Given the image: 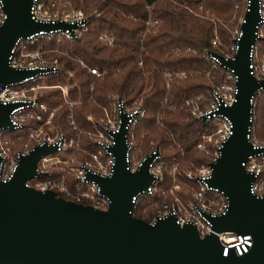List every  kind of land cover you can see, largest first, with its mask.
<instances>
[{"label": "water", "instance_id": "obj_1", "mask_svg": "<svg viewBox=\"0 0 264 264\" xmlns=\"http://www.w3.org/2000/svg\"><path fill=\"white\" fill-rule=\"evenodd\" d=\"M234 55H220L222 64L238 75L234 103L223 107L233 121V132L213 162L209 183L223 190L229 205L225 212L211 216L213 231L201 236L195 224L181 225L174 215L148 221L132 212L133 196L147 189L155 178L149 170L154 155H148L137 171L127 168L126 124L114 133V171L103 176L90 173L111 202L96 207L59 196L54 189L28 184L37 172L38 159L57 150L56 144L36 145L21 155L13 176L0 178V264H264V196L251 192L255 173L243 162L260 149L248 133L252 124V99L264 86L252 72L251 54L263 20L262 0H247ZM32 0H2L5 13L0 24V83L21 80L33 73L10 65L9 56L21 36L41 29L65 26L35 20ZM15 103L0 101V127L11 126ZM2 157L0 155V164ZM233 230L251 233L248 252L233 249L223 254L217 232Z\"/></svg>", "mask_w": 264, "mask_h": 264}, {"label": "built area", "instance_id": "obj_2", "mask_svg": "<svg viewBox=\"0 0 264 264\" xmlns=\"http://www.w3.org/2000/svg\"><path fill=\"white\" fill-rule=\"evenodd\" d=\"M0 8L1 24L5 16L2 0H0ZM31 14L35 20L54 24L63 23L65 26L41 29L30 35L21 36L14 44L9 56L10 65L21 69H32L33 73L21 80L6 84L0 83V101L16 104L10 112L12 127L9 125L0 127V155L2 157L0 178L5 181L10 179L19 164L21 155L29 152L36 145L56 144L57 150L55 152L44 154L38 159V173L28 181V184L42 190L54 189L57 195L77 202L107 208L111 202L110 197L101 191L98 182L91 179L89 174L92 172L107 176L113 173L115 155L111 148L116 143L114 133L120 130L122 114L126 113L128 116L125 134L127 168L131 171H137L142 167L148 155H154L149 164V170L155 178L147 189L133 196V214L136 215V213L141 212L148 215V208L142 206V199L160 194L162 196L161 201L155 202L158 204L159 209L150 221H154L158 217L174 215L181 225L189 222L195 224L201 236L212 232L211 216L225 212L229 201L223 190L209 183V178L212 176L211 162L220 156L221 147L233 132V121L223 111V107L232 105L238 93V75L233 69H229L222 64L220 55L226 58L234 55L237 49L236 38L239 36L240 30L237 32L228 51L225 52L223 49L219 51L207 49L205 51L207 60L212 67L223 66L227 69V74L223 80L208 83L207 95L202 93L185 101L193 115L208 124L202 131L201 139L198 142V147L208 155V161L200 164L195 170L184 172L188 179L196 181V184L192 185L190 189L191 197L186 198L178 191L182 184L178 178V165H174V162L171 164L166 162L165 149L156 144L149 152L144 153L138 147L135 140V131L146 110L142 101L134 100L133 103H130L125 95L114 96L112 98L113 112L110 114L106 108V115L95 121V130L91 133L96 139V147L89 151V156L84 159H79L77 154H72L69 157L65 156L72 147H80V135L73 134V136L63 131L52 134L47 131L46 125L52 121L53 112L49 113L47 117L45 116L49 108L41 100L39 92L50 88L51 85L47 83L49 77L58 75L61 72L71 74V70L62 69L58 58H47L40 45L34 49L30 45L43 38L51 39L55 37L58 40L80 38L90 29L92 18L100 15L101 12L87 13L84 9L75 6L73 0H32ZM261 14L263 20L259 26L260 36L264 26L263 0ZM159 22V19L149 17L146 21L147 29ZM100 39L110 46L115 43V36L111 33H102ZM219 42L217 38L212 40L213 46L220 47ZM251 58L250 67L252 72L257 78L264 79V61L259 58L256 44ZM81 62L88 67L93 75L101 76L107 72L106 69L101 70L98 66H89L83 60ZM142 63L141 60L140 64ZM208 74L212 76L210 71ZM176 75L186 77L187 71L174 72L168 69L164 72L168 88L171 87ZM58 86L66 97L69 92L67 85L59 84ZM261 91H264V86L257 91L252 99L253 116L248 133V138L254 147H258L260 150L257 153L250 154L247 160L243 162L247 171L255 173V179L251 183V192L258 197L264 196V139L256 136L254 121L256 97ZM168 97L166 100H168ZM88 118L94 120L92 115H89ZM32 119L39 121L40 125L27 127V123ZM69 119L76 127L72 112ZM157 122L163 124V115H158ZM24 128H26L28 139L17 145L11 133L22 131ZM55 170H60L62 176L53 175ZM49 173H51L50 176ZM70 176H74L77 184L83 188L80 190L73 188L69 179ZM217 234L223 244L224 255H228L232 249L237 254H244L253 245L251 233L243 234L233 230H225L217 232Z\"/></svg>", "mask_w": 264, "mask_h": 264}, {"label": "trees", "instance_id": "obj_3", "mask_svg": "<svg viewBox=\"0 0 264 264\" xmlns=\"http://www.w3.org/2000/svg\"><path fill=\"white\" fill-rule=\"evenodd\" d=\"M74 5L87 13L100 11L94 16L90 29L80 38H43L31 48L40 44L44 55L48 58H58L62 69L74 70L79 81L78 86H71L70 95L73 99L82 101L72 107L65 101L59 89L46 92L42 101L48 104L49 113L60 106L55 112L52 123L60 131L66 133H81L80 147H72L68 153L84 156L85 151L95 149L96 139L90 135L93 123L89 114L102 112V105L109 104V95L117 92L132 101L144 92L145 114L137 126L138 141L145 147L152 140H157L166 148V162L178 165V177L182 180L179 193L186 198L191 192L186 184L195 185L196 181L180 174L184 167L195 170L203 162L208 161V155L198 147L202 131L207 122L193 115L186 99L194 98L207 91L205 70L211 66L205 51H219L220 47L212 44L219 34L223 43L231 44L235 39L233 30L241 27L246 8V0H73ZM264 3V0H263ZM150 6V7H149ZM1 10V8H0ZM157 18L160 22L147 29V19ZM217 31V34H216ZM102 33L115 36V43L110 46L100 39ZM256 51L259 58L264 59V26L262 34L256 41ZM84 61L89 66H98L107 72L101 76L93 75L88 67L81 64ZM143 61L140 64V61ZM227 74L223 66L217 67ZM187 71L186 77L176 75L170 88L167 86L164 72ZM57 84L66 81V75L61 72L48 78ZM93 87V88H92ZM170 92V93H169ZM170 94V98L168 97ZM168 97L174 108L164 107ZM74 114L76 127L69 124L70 113ZM162 113L163 124L158 123V115ZM255 131L264 136V91L258 93L255 106ZM37 120H30L28 126H39ZM144 134V136H142ZM16 144L27 140L26 128L12 132ZM185 172V171H184ZM51 173H49V176ZM56 176H62L60 170H55ZM73 188L77 184L74 176H70ZM168 183V182H167ZM166 185V184H165ZM160 194L143 198L142 206L148 208L149 214L154 212V202H160ZM149 214L141 212L137 216L150 221Z\"/></svg>", "mask_w": 264, "mask_h": 264}, {"label": "rangeland", "instance_id": "obj_4", "mask_svg": "<svg viewBox=\"0 0 264 264\" xmlns=\"http://www.w3.org/2000/svg\"><path fill=\"white\" fill-rule=\"evenodd\" d=\"M247 1V0H246ZM242 7H243V9L244 8H246L247 7V5H245V2H244V4L242 5ZM0 15H1V10H0ZM244 17V16H243ZM243 17H240L239 18V22L240 21H242V19H243ZM240 30V27H238V25H237V27H236V29H234L233 30V35H235V34H237V32ZM216 34H217V31H216ZM236 37V36H235ZM214 38H217L220 42H219V46H220V48H219V50H221V49H223L225 52L226 51H228L229 50V47H230V45H231V42L229 43V44H225V43H223V41H222V39H221V37L219 36V34H217ZM40 47H42L41 46V44H40ZM215 47H217V46H215ZM48 58V57H47ZM49 59H51V58H49ZM263 61H264V59L263 58H261ZM81 64L82 65H84L82 62H81ZM211 72V74H212V76H209V74H208V72ZM205 74V81H204V83L207 85L208 83H212V82H216V81H220V80H223V78L226 76V74H224V72L222 71H219V69L218 68H214V67H212V66H210L209 68H207L206 70H205V72H204ZM66 75V81L65 82H60V83H57V84H54V83H51L50 81H49V79H47V83H49V85H51L50 86V88H46V89H43V90H41L40 92H39V96L41 97V99H42V97H43V95L46 93V92H48V91H50V90H52V89H59L60 91H61V95L63 96V98L65 99V101L66 102H68L69 104H70V107H72L75 103H79V102H81L82 100L80 99V98H76V99H73L72 97H71V95H70V88H71V86H78L79 85V81L77 80V78L75 77V72H74V70H71V74H65ZM59 84H61V85H67V87H68V95L65 97V95L63 94V91H62V89L58 86ZM144 92H145V90L144 91H142V93L140 94V95H138L136 98H134L132 101H129L130 103H133V101L134 100H136V101H142L143 103H144V106H145V100H144V97H143V95H144ZM170 93V92H169ZM207 91L204 93V94H206L207 95ZM118 95H121V94H119V93H117V92H114V93H111L110 95H109V104L108 105H102L101 107H102V112L100 113V114H98V115H96V114H94V113H91V114H89V115H92L93 116V118H94V120H90L89 118V120L93 123V129L89 132L90 133V135H92L93 136V133H91V132H93L94 130H95V121L98 119V118H100L101 116H105L106 115V108L108 109V111L110 112V114L113 112V97L114 96H118ZM121 96H124V95H121ZM169 96H170V94H169ZM126 97V96H125ZM170 98V97H169ZM126 99H127V97H126ZM128 100V99H127ZM169 100L170 99H168V100H166L165 99V105H163L164 107H166V108H169V109H172V108H174V105H170V104H168L169 103ZM73 103V104H72ZM47 104V103H46ZM48 105V104H47ZM60 106H58V107H56V108H54L51 112H53V116H54V114H55V112L57 111V109L59 108ZM49 108V107H48ZM50 112V113H51ZM159 114H161L162 115V113H159ZM53 116H52V119H53ZM69 124L71 125V126H74V124H72V122L70 121V119H69ZM75 125H76V123H75ZM161 125H164V124H161ZM46 129H47V131L48 132H51L52 134H55V133H57L58 131H60L58 128H56L54 125H53V123H52V121L49 123V124H47L46 125ZM70 135H73V134H76V135H80V139H81V133H69ZM74 136V135H73ZM142 136H144V134L142 135ZM256 136L258 137V138H260V139H264V136H260L259 135V133L258 132H256ZM27 139H28V136H27ZM79 139V140H80ZM135 140H136V143H137V145H138V147L141 149V152H144V153H146V152H149L151 149H152V147L154 146V145H156V144H159L160 146H161V148H163V149H165V151H166V148H165V146H163L162 144H160L157 140H152V141H150L149 142V144H147V146H143L142 145V143H140L139 141H138V137H137V128H136V131H135ZM92 149H90V150H88V151H85V153H84V156H81V157H79L78 156V158L79 159H84L85 157H87V156H89V151H91ZM72 154H75V153H67L65 156H71ZM184 171H189V169H187V167H184ZM184 171H181V173L180 174H183L184 175ZM179 178V177H178ZM181 182H182V180L181 179H179ZM187 185V187H188V189L190 190L191 189V187H192V184H186ZM153 205L155 206V209H154V212L153 213H151V214H149V219H151L156 213H157V211H158V209H159V207H158V204H156L155 202L153 203Z\"/></svg>", "mask_w": 264, "mask_h": 264}]
</instances>
